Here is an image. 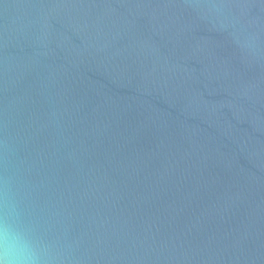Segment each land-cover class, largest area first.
Returning <instances> with one entry per match:
<instances>
[{
	"label": "water",
	"instance_id": "obj_1",
	"mask_svg": "<svg viewBox=\"0 0 264 264\" xmlns=\"http://www.w3.org/2000/svg\"><path fill=\"white\" fill-rule=\"evenodd\" d=\"M70 264H264V0H0V176Z\"/></svg>",
	"mask_w": 264,
	"mask_h": 264
},
{
	"label": "clouds",
	"instance_id": "obj_2",
	"mask_svg": "<svg viewBox=\"0 0 264 264\" xmlns=\"http://www.w3.org/2000/svg\"><path fill=\"white\" fill-rule=\"evenodd\" d=\"M0 264H70L64 246L38 233L8 174L0 176Z\"/></svg>",
	"mask_w": 264,
	"mask_h": 264
}]
</instances>
